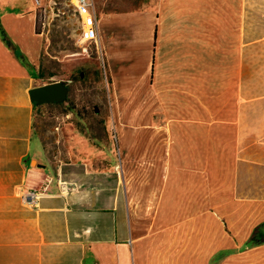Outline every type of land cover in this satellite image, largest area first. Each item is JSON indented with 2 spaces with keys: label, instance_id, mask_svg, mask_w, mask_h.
I'll return each mask as SVG.
<instances>
[{
  "label": "crops",
  "instance_id": "obj_1",
  "mask_svg": "<svg viewBox=\"0 0 264 264\" xmlns=\"http://www.w3.org/2000/svg\"><path fill=\"white\" fill-rule=\"evenodd\" d=\"M40 2L0 0V264H264V0L99 9L92 117L31 97Z\"/></svg>",
  "mask_w": 264,
  "mask_h": 264
},
{
  "label": "rangeland",
  "instance_id": "obj_2",
  "mask_svg": "<svg viewBox=\"0 0 264 264\" xmlns=\"http://www.w3.org/2000/svg\"><path fill=\"white\" fill-rule=\"evenodd\" d=\"M94 18L99 9L104 12L140 8L143 0H89ZM73 0H54L46 11L39 12V31L45 38L42 74L45 82L66 85V105L79 116L109 114L106 79L96 42H84L79 37ZM99 63V68L97 67ZM100 69V70H99ZM67 110L63 104L41 106L36 121L43 125L50 117L60 118Z\"/></svg>",
  "mask_w": 264,
  "mask_h": 264
},
{
  "label": "built area",
  "instance_id": "obj_3",
  "mask_svg": "<svg viewBox=\"0 0 264 264\" xmlns=\"http://www.w3.org/2000/svg\"><path fill=\"white\" fill-rule=\"evenodd\" d=\"M73 11L79 22V37L84 42H93L97 39L96 23L91 13L92 3L89 0H73ZM37 6L41 5L40 0H35ZM47 186L39 190H19L18 195L23 204L30 208H36L39 201L46 192Z\"/></svg>",
  "mask_w": 264,
  "mask_h": 264
},
{
  "label": "water",
  "instance_id": "obj_4",
  "mask_svg": "<svg viewBox=\"0 0 264 264\" xmlns=\"http://www.w3.org/2000/svg\"><path fill=\"white\" fill-rule=\"evenodd\" d=\"M32 99L40 104L45 102H62L66 98L67 88L63 83L57 82L33 89Z\"/></svg>",
  "mask_w": 264,
  "mask_h": 264
},
{
  "label": "trees",
  "instance_id": "obj_5",
  "mask_svg": "<svg viewBox=\"0 0 264 264\" xmlns=\"http://www.w3.org/2000/svg\"><path fill=\"white\" fill-rule=\"evenodd\" d=\"M0 33H1V36H2V38L4 40L5 39V34L3 32H0ZM261 237H262V234L259 233L258 230H255L253 232L248 244H252V243L257 244V243L263 242V240H261V241L259 240Z\"/></svg>",
  "mask_w": 264,
  "mask_h": 264
}]
</instances>
